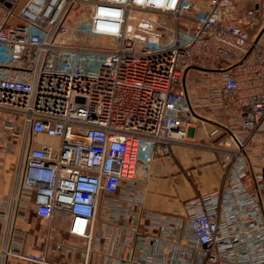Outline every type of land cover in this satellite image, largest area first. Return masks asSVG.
I'll list each match as a JSON object with an SVG mask.
<instances>
[{"label":"built area","instance_id":"1","mask_svg":"<svg viewBox=\"0 0 264 264\" xmlns=\"http://www.w3.org/2000/svg\"><path fill=\"white\" fill-rule=\"evenodd\" d=\"M6 1L0 2V132L6 149L20 147L12 202L31 201L49 230L88 244L97 224L109 223L102 216L125 226L120 188L148 181L149 173L137 172L143 151L170 158V145L187 141L185 127L200 118L190 79L213 78L220 83L210 89L216 106L237 115L238 129L221 130L217 145L227 176L222 197L233 211L227 216L221 198L215 209L189 217L190 230L201 264H264V177L248 154L264 121V46L249 33L260 8L244 10L234 0L193 9L187 0H58L39 19L29 12L33 0L17 16L23 0ZM76 5L85 12L68 22ZM143 26L155 30L146 40L137 37ZM85 38L110 40L112 47L92 48ZM4 114L12 119L2 122ZM17 237L8 234L0 264H54L48 245L25 252ZM74 249L59 241L54 252Z\"/></svg>","mask_w":264,"mask_h":264},{"label":"crops","instance_id":"2","mask_svg":"<svg viewBox=\"0 0 264 264\" xmlns=\"http://www.w3.org/2000/svg\"><path fill=\"white\" fill-rule=\"evenodd\" d=\"M27 1V0H25ZM244 10L260 8V15L249 30L251 37H259L264 46V0H234ZM220 84V83H219ZM218 86V85H217ZM192 103L199 119L185 128L187 141L170 145L171 157L160 153L153 157L147 151L140 155L137 172L150 174L144 185H122L117 199L126 209L130 221L125 226L112 215L102 216L90 244L65 232L49 230L37 217L31 201L13 203L16 167L20 147L6 149V137L0 132V249L8 234L16 233V242L25 252L43 249L48 245V260L54 264H85L89 250V264H201L202 252L190 230L189 217L206 209H215L227 185L223 152L217 146L221 130H237L234 110L229 112L216 106L215 98L199 96ZM192 101V99H191ZM218 130V131H217ZM264 121L249 145L248 154L256 171L264 168ZM247 190H252L245 181ZM227 216L232 214V202L224 201ZM49 236L48 244L43 236ZM47 236V237H48ZM59 241L74 247V252L60 255L54 252ZM6 264H29L10 259Z\"/></svg>","mask_w":264,"mask_h":264},{"label":"rangeland","instance_id":"3","mask_svg":"<svg viewBox=\"0 0 264 264\" xmlns=\"http://www.w3.org/2000/svg\"><path fill=\"white\" fill-rule=\"evenodd\" d=\"M25 0L22 1L21 5L18 6V8L15 10V16H17V12L19 11V9H21L24 4H25ZM209 3V0H187L186 5L188 9H193L195 6H199V7H206ZM85 9V8H84ZM83 9V6H74L71 10V12L69 13V17H68V22H72L75 21L76 18L81 17V12H85V10ZM165 24L167 25V27L169 28H173L175 27V22L173 19L169 18V17H165L164 18ZM12 22H17V20H13ZM187 20L182 19L180 21L181 26H184L186 24ZM155 30L150 29L146 26H143L140 30L139 33L137 34L138 38L144 39L146 40L148 37L154 35ZM85 40H88V45L91 46L92 48H111V41L110 40H105V39H99V38H85ZM80 45H82V43H80ZM203 77V76H202ZM209 76H205V79H207ZM201 79L199 78L198 75H194L189 82L188 85V89H189V94H190V98L192 99V103H196L197 99L199 96H205V95H209L210 89H213L214 87H216L219 84L218 80H215L213 78H210L209 82L205 83V82H201ZM198 81V82H197ZM12 119L11 116L9 115H3V119L2 122L6 121V120H10ZM47 142L53 143L55 145L59 144V140L58 139H51V138H46Z\"/></svg>","mask_w":264,"mask_h":264},{"label":"bare ground","instance_id":"4","mask_svg":"<svg viewBox=\"0 0 264 264\" xmlns=\"http://www.w3.org/2000/svg\"><path fill=\"white\" fill-rule=\"evenodd\" d=\"M33 0L29 6V12L34 17L39 19L45 18L51 10L54 9L58 0Z\"/></svg>","mask_w":264,"mask_h":264},{"label":"water","instance_id":"5","mask_svg":"<svg viewBox=\"0 0 264 264\" xmlns=\"http://www.w3.org/2000/svg\"><path fill=\"white\" fill-rule=\"evenodd\" d=\"M0 2H1V3H5L7 6H9V4L7 3L6 0H0ZM259 38H260V36L257 37V40H258ZM262 174H263V177H264V168L262 169Z\"/></svg>","mask_w":264,"mask_h":264}]
</instances>
